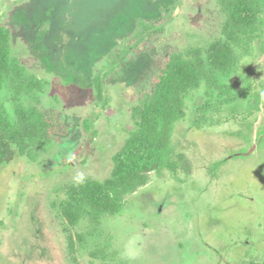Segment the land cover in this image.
I'll use <instances>...</instances> for the list:
<instances>
[{"label": "rangeland", "instance_id": "rangeland-1", "mask_svg": "<svg viewBox=\"0 0 264 264\" xmlns=\"http://www.w3.org/2000/svg\"><path fill=\"white\" fill-rule=\"evenodd\" d=\"M223 22L218 0H0L13 54L47 82L23 103L58 125L36 161L17 155L0 173V264H264V36L237 50V105L204 111L205 87L191 93L173 135L183 168L151 173L101 225L71 228L60 213L76 177L112 176L167 58L207 49ZM134 236L141 252L128 260Z\"/></svg>", "mask_w": 264, "mask_h": 264}, {"label": "trees", "instance_id": "trees-1", "mask_svg": "<svg viewBox=\"0 0 264 264\" xmlns=\"http://www.w3.org/2000/svg\"><path fill=\"white\" fill-rule=\"evenodd\" d=\"M218 3L224 14L221 38L207 49L195 48L167 58L153 88L143 91L140 104L133 110L136 129L114 156L112 176L104 182L88 180L68 188L60 213L69 227H76L85 217L95 226L101 225L107 216L123 213L126 197L144 186L151 173H175L183 168L185 162L176 152L173 135L175 125L185 117L186 102L193 91L205 87L204 111L216 104L234 106L244 98L231 85V79L237 73V50L263 40L264 0ZM12 36L10 29L0 25V92H7L12 104L9 110L0 99V173L17 155L36 161L37 153L52 147L58 136L55 116L46 115L40 105L23 103L24 98L43 93L47 82L31 75L13 54ZM102 81L101 77L95 79L100 98ZM257 108L251 106L250 110ZM259 136L262 148L264 127Z\"/></svg>", "mask_w": 264, "mask_h": 264}, {"label": "clouds", "instance_id": "clouds-1", "mask_svg": "<svg viewBox=\"0 0 264 264\" xmlns=\"http://www.w3.org/2000/svg\"><path fill=\"white\" fill-rule=\"evenodd\" d=\"M83 176L80 175L76 177L77 183L83 182ZM139 237H130L124 244L122 255L128 260H135L141 252L140 247L138 246Z\"/></svg>", "mask_w": 264, "mask_h": 264}, {"label": "flooded vegetation", "instance_id": "flooded-vegetation-1", "mask_svg": "<svg viewBox=\"0 0 264 264\" xmlns=\"http://www.w3.org/2000/svg\"><path fill=\"white\" fill-rule=\"evenodd\" d=\"M203 108H204V107L202 106V110H203Z\"/></svg>", "mask_w": 264, "mask_h": 264}]
</instances>
